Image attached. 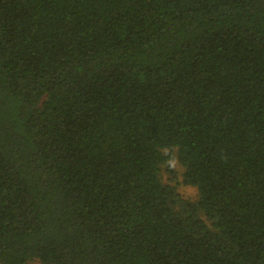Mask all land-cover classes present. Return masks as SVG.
Wrapping results in <instances>:
<instances>
[{
  "label": "trees",
  "instance_id": "1",
  "mask_svg": "<svg viewBox=\"0 0 264 264\" xmlns=\"http://www.w3.org/2000/svg\"><path fill=\"white\" fill-rule=\"evenodd\" d=\"M0 264H264V0H0Z\"/></svg>",
  "mask_w": 264,
  "mask_h": 264
},
{
  "label": "rangeland",
  "instance_id": "2",
  "mask_svg": "<svg viewBox=\"0 0 264 264\" xmlns=\"http://www.w3.org/2000/svg\"><path fill=\"white\" fill-rule=\"evenodd\" d=\"M166 154V151H163ZM160 166V177L164 185L172 187L182 200L195 202L197 191L194 187L183 184V168L178 163L174 151Z\"/></svg>",
  "mask_w": 264,
  "mask_h": 264
}]
</instances>
